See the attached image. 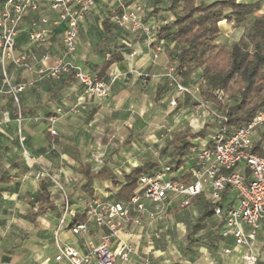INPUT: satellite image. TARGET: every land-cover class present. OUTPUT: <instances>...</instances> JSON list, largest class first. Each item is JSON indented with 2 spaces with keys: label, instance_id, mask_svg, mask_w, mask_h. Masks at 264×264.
<instances>
[{
  "label": "crops",
  "instance_id": "0c3cea01",
  "mask_svg": "<svg viewBox=\"0 0 264 264\" xmlns=\"http://www.w3.org/2000/svg\"><path fill=\"white\" fill-rule=\"evenodd\" d=\"M133 2L126 0L129 9ZM163 3V0H151L144 8L143 20L152 28V43L145 36L132 35L110 21L120 11L115 0H97L81 23L76 64L97 74L98 68L111 56L120 57L102 77L110 82L109 92L103 99L87 96L72 75L41 76L8 61L4 64L6 77L12 85L24 86L17 94L16 103L7 92L0 64V118L4 121L0 135V176L9 178L0 182V264H56L53 260L55 238L83 248L85 237L72 235L67 227L57 231L65 190L70 195L66 194L70 198L69 207L81 212L92 196L116 198V192L125 184L124 176L132 168L158 162L152 171L174 159L172 147H168V163L163 160L166 152L161 154V149L174 136L167 134L170 121L179 123L190 117L188 125L193 127L195 121L190 112L194 100L176 92L165 74L172 68L173 75L183 85L192 87L194 82L188 78L191 70L186 75L175 70L177 45L156 38L159 28L174 20L170 11H164ZM43 16L52 20L56 13L43 3L38 11L22 19L15 47L16 54L29 51L37 56L50 54L51 59L41 64L49 66L62 52L63 27H53L45 43H31L28 31L39 29V19ZM131 51L135 52L132 58ZM77 99L84 101L86 108L60 117L55 124L57 134L51 135L47 117L57 107L66 109ZM173 99L175 106L170 104ZM160 127L164 130H158ZM164 137L169 139L166 145L159 146L158 160L146 159L151 156V148ZM211 137H196L191 142L208 146L212 145ZM100 157L102 160H98ZM40 166L57 175L64 186L60 193L49 182L50 196L46 202L35 200L41 192V182L34 178V172ZM101 170L102 175L98 177L86 176ZM55 193L61 197L59 209ZM181 199V196L174 197L167 213L153 222L144 220L141 226L128 224L124 238L134 245L135 251L126 264H246L243 258L246 249L235 246L231 237L219 235L220 221L213 213L200 222V228H194L202 213L212 210L210 193L194 197L184 208L178 205ZM232 199L229 191L222 192L223 202ZM88 225L96 235L94 224ZM155 232L158 237L149 240L147 236ZM252 252L255 264H264V222Z\"/></svg>",
  "mask_w": 264,
  "mask_h": 264
},
{
  "label": "built area",
  "instance_id": "2783aa9c",
  "mask_svg": "<svg viewBox=\"0 0 264 264\" xmlns=\"http://www.w3.org/2000/svg\"><path fill=\"white\" fill-rule=\"evenodd\" d=\"M97 0H0V64L4 83L14 102L17 94L24 89L22 84L12 85L4 71L5 62L33 70L38 75L60 78L72 75L82 86L84 93L100 100L107 96L110 82L99 78L96 73L85 71L75 62V52L79 43L81 23L94 8ZM119 12L110 17L119 28L127 29L132 35L145 36L149 43L153 41L151 26L143 20L144 8L151 0H134L130 9L126 0H115ZM56 13L52 20L43 16L39 19L41 27L28 31L31 43L41 45L48 40L53 27L62 26V52L53 58L49 66H41L51 59L43 53L37 56L29 51L16 54L15 39L20 30L22 19L30 12L38 11L42 4ZM131 51L129 57H134ZM156 57V54L154 55ZM170 68L165 76L176 92L186 94L194 100L190 114L194 121L203 112L211 117L217 126L213 133L212 145H192L182 163L172 160L148 173L141 174L136 187L128 198L111 199L92 196L81 212L69 207V199L63 193V211L58 220L57 231L67 227L72 235L85 237L83 248L61 242L55 238L56 264H126L135 251L132 243L124 238L128 224L141 226L144 220L155 221L167 213V207L174 197L181 196L179 207H187L191 200L206 192L210 193L213 215L220 221L219 235L231 237L237 247L246 252L243 258L246 264H255L252 245L257 232L264 222V107L258 110L245 125L229 131L225 113L218 111L208 99H199V85L192 88L183 85L173 75ZM136 72V71H135ZM139 76H144L138 73ZM217 100L225 103L227 93L223 89L215 91ZM172 106L176 100H171ZM86 108L81 99L72 102L66 109L57 107L47 117V130L56 135V122L69 113H78ZM18 122L20 117H17ZM4 121L0 118V135ZM258 146L261 154L253 151ZM25 153V152H24ZM34 178H47L58 183V176L38 167ZM232 194L230 202L222 201V192ZM77 215L82 221L72 222ZM92 222L96 235L89 228ZM149 240L158 234L147 236ZM225 252H228L226 249Z\"/></svg>",
  "mask_w": 264,
  "mask_h": 264
},
{
  "label": "trees",
  "instance_id": "16d2710c",
  "mask_svg": "<svg viewBox=\"0 0 264 264\" xmlns=\"http://www.w3.org/2000/svg\"><path fill=\"white\" fill-rule=\"evenodd\" d=\"M259 8V2L253 0H170L168 10L173 14L174 20L171 24L161 26L156 33L157 39L169 40L177 45V74L186 75L189 70L200 68V95L211 101L217 110L225 113L229 131L247 124L255 113L264 107V14L254 22V30L248 37L250 49L242 41L228 47L219 45L216 42L219 31L217 23L224 25V21H221L224 19L241 23L247 15ZM104 26L107 29L106 22ZM118 60L120 57L116 54L107 59L98 68L97 76L102 78L106 69ZM218 89L231 94L234 91L238 93L231 103H222L215 96ZM201 131L176 133L161 149V154L168 147H172L173 160L182 163L193 145L191 140L201 136ZM253 151L261 154L258 146H255ZM156 166L158 162L154 161L132 168L124 176L125 184L116 192V198H128L136 187L138 177ZM100 175L102 170L95 174H86L88 179ZM8 179L0 176L1 183ZM40 182L41 192L35 200L46 202L50 196L49 180L42 178ZM210 214L212 210H205L197 219L194 228H200V222ZM82 220L83 216L77 215L72 222Z\"/></svg>",
  "mask_w": 264,
  "mask_h": 264
},
{
  "label": "rangeland",
  "instance_id": "374dc122",
  "mask_svg": "<svg viewBox=\"0 0 264 264\" xmlns=\"http://www.w3.org/2000/svg\"><path fill=\"white\" fill-rule=\"evenodd\" d=\"M163 1H164L163 4H165V10L164 11L167 12V11H169L168 8H169L170 0H163ZM204 1L205 2H211L213 0H204ZM240 1H242V2H251L252 0H240ZM253 1H255V2L258 1L259 2V4H260L259 10H255L252 13H250L249 15H247L245 20L242 21L241 23H234V21H230L229 19L228 20H226V19L225 20H221V21H224V25L219 24V22L217 23L219 31H218V33L216 35V42L219 45H223L225 47H228V46H230L233 43L242 41L245 44H247L248 49H250L251 45H250V42L248 41V37L251 35V33L254 30V22H255V20L261 18L263 16V14H264V0H253ZM170 22L172 23L173 20H171ZM188 73H189L188 74L189 75L188 78H190L191 81L194 82L192 84V88H194L195 86L200 84V82H201V79L199 77L200 76L199 75L200 74V68L195 67V68L191 69V71H189ZM226 93H227V97H226L227 101L225 103L229 104V103H231L234 100V97L237 95L238 92L234 91L232 94L229 93V92H226ZM184 95H186V94H184ZM195 96L198 97L199 99H206V98H203V96H201L200 93L198 95V92L195 93ZM215 109H217V108H215ZM218 111H220V110H218ZM220 112H222V111H220ZM189 118L190 117L185 118L179 123L170 121L171 129H170V131H168L167 134H169L170 137H171L172 135H175L176 133H179V132H181V133H193V131L195 132V131H201L202 130L201 131L202 135L199 136L200 139H207V138H209L210 136L213 135V133L215 132V130L217 128L216 124L214 122H212L211 117H209V115H207L206 112H205V114H200L199 115L198 120L196 122H194L195 125L193 127L192 126L190 127L188 125ZM158 130H164V128L160 127ZM167 139H169V138L168 137H164L163 140L161 139V141H158L154 145V147H152L151 150H150L151 151V153H150L151 156L147 157L146 159H149V160H152V161L158 160L157 156H158V153H159V150H160L159 146L161 144L163 146L166 145ZM153 151L154 152L157 151V153L155 154ZM165 152L166 153L169 152L168 148H167V150ZM166 153L163 156V160H165V162L168 163L170 161V158L168 156V153L167 154ZM98 160H102V158L100 157V158H98ZM49 182H50V185L53 187L54 190H57V191H60V193L61 192L63 193L64 186H63L62 182L59 181V179H58V183H54L50 179H49ZM65 192L70 197L68 190H65ZM73 193H71V195ZM55 194H57L55 197L57 199H59V207H57V209H59V208L62 207V205L60 203L61 197L59 196L58 193H55ZM68 199H69V202H70V198H68ZM54 209H56V207Z\"/></svg>",
  "mask_w": 264,
  "mask_h": 264
}]
</instances>
